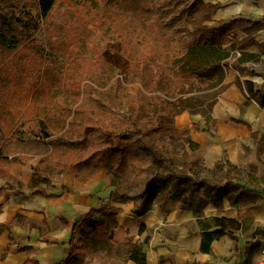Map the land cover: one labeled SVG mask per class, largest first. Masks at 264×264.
Masks as SVG:
<instances>
[{
	"label": "trees",
	"instance_id": "16d2710c",
	"mask_svg": "<svg viewBox=\"0 0 264 264\" xmlns=\"http://www.w3.org/2000/svg\"><path fill=\"white\" fill-rule=\"evenodd\" d=\"M103 1L108 9L119 8L131 13L136 20L110 14L112 10H101L96 16L118 20L116 27H111L105 35L109 34L107 37H113L121 43L122 56L126 60L124 79L112 66L103 64L102 59L97 57L94 71L96 75L91 79L93 85L82 86L79 80L82 78L84 81L91 76L81 72L78 75L67 73L63 96L56 89L42 93V101L31 109L34 122L28 125L27 130L15 134L19 136L18 144L28 149L22 148L10 155L4 151L5 145L0 146V180L10 186H20L10 175L9 166L12 163L25 164L30 156L39 155L43 157V162L33 170L28 188L46 197L55 196L54 193H48L55 189L53 177L58 173L57 170L71 175L77 182L86 183L106 166L111 175L125 176L129 184L136 182L142 186L141 198H146V201L153 193L164 192L165 202L183 199L182 194L186 191L192 193L196 189H219L221 184L210 185L204 178L193 177L188 173V167L169 176H162L158 172L150 177L147 174L155 162H166L160 150H169L172 144L177 143L182 151L199 150L200 147L189 136L191 130H198V122H194L191 130H178L174 125V117L179 113L186 111L192 117H202L210 123L202 131L211 135L215 133L214 121L210 115L223 88L227 69L238 72L237 87L245 93L248 100L264 109V84L256 90L251 82L240 79L244 73L257 75L244 65L249 61H258L264 55V41L258 44L248 36L228 48L222 47L223 39L241 24L261 26V21L234 18L212 27L207 22L218 7L204 4L202 0ZM57 2L58 0H37L38 13L33 17L29 13L24 14L32 25L25 21L16 24V18H8L6 27L0 26V50L6 53L17 50L29 31H37L42 24L45 26ZM174 7L178 8L179 15L172 16L171 9ZM97 8L96 4V10ZM183 19L188 20L189 24ZM45 29L47 32L46 26ZM261 29L264 30V27L261 26ZM51 35L49 33L50 39H53ZM104 37L96 38L98 54L106 40ZM251 46H256L257 54L242 52ZM234 52L238 53L235 58L232 55ZM260 76L263 77L261 74ZM55 78H60L55 72L49 76L53 81ZM193 81L200 88L218 85L219 90L209 100H197L193 97ZM117 139L126 142L124 149L113 146L112 142ZM47 166L50 167L49 175H45L43 171ZM230 168L234 169L224 156L212 171H204L219 172L222 177H226ZM169 177L173 179V183L166 190L161 183ZM42 183L45 185L44 189L40 188ZM189 183L191 188L186 190ZM235 186L264 201V196L259 191ZM115 191L119 193L118 190ZM113 199L110 194L107 199L102 200L104 208ZM92 212L90 210L78 219L85 220L86 229L76 230L78 221L75 222L68 244L72 246L77 231L81 236L78 240L80 247L70 250L65 264H84L87 258L98 264H126L129 261L146 264L143 249L148 242L147 238L140 243L133 242L130 233L126 232L124 241L117 243L113 240V233L119 226L115 215L104 214L98 219L91 217ZM17 220L18 216L2 228L15 225ZM216 221L220 224V229L204 234L202 251H208V245L214 239L230 235V229L239 227L231 220ZM143 231L142 224L138 232ZM99 242L106 247L103 255L94 254L91 250V245Z\"/></svg>",
	"mask_w": 264,
	"mask_h": 264
},
{
	"label": "crops",
	"instance_id": "0c3cea01",
	"mask_svg": "<svg viewBox=\"0 0 264 264\" xmlns=\"http://www.w3.org/2000/svg\"><path fill=\"white\" fill-rule=\"evenodd\" d=\"M228 3L212 17L214 26L241 18L261 21L264 27V0H228ZM261 26H253V31L239 27L228 33L222 47L228 48L248 36L262 43ZM242 52L257 54V48L247 47ZM244 67L257 75L244 73L240 79L259 89L264 84V55ZM237 78L238 72L234 69L225 71L223 88L210 115L214 121L213 135L202 131L210 123L200 116L192 117L184 111L174 117L178 130H191L194 122H198V130H191L189 136L200 147L202 166L206 170L212 171L224 156L234 168L227 170L219 189H196L190 194L186 191L183 199L144 205L116 199L114 186L103 175L86 183L63 176L54 181L55 189L48 193L55 196L46 197L28 188L39 159L25 164L12 163L9 173L20 186H10L0 180V264L28 261L30 264H65L70 250L80 247L81 236L77 231L72 246L68 244L72 228L79 217L90 210L98 219L104 214L115 215L119 226L113 240L117 243L124 241L127 231L134 242L147 238L143 249L146 264H264V201L235 186L257 190L264 196V109L246 98L236 85ZM232 170L240 175L233 177ZM190 187L187 184L186 190ZM40 188H45L44 183ZM110 194L114 199L104 208L102 200ZM17 216L15 225L2 228ZM220 219L234 221L239 227L230 229V235L214 239L208 251H202L204 234L219 230L216 220ZM142 224L144 231L139 233ZM75 226L76 230L86 229L85 220L80 219ZM204 243L207 244L206 239ZM84 264L98 262L87 258Z\"/></svg>",
	"mask_w": 264,
	"mask_h": 264
},
{
	"label": "rangeland",
	"instance_id": "374dc122",
	"mask_svg": "<svg viewBox=\"0 0 264 264\" xmlns=\"http://www.w3.org/2000/svg\"><path fill=\"white\" fill-rule=\"evenodd\" d=\"M154 1L157 2V0ZM210 1L202 0L201 2L218 7L210 15V21L207 22L208 25L215 27V23H211L212 17L218 11L220 12L227 7L229 3L228 0ZM96 4L98 6L97 10ZM105 4L106 2L103 0H58L52 16L46 20L45 24L53 39H50L48 31L46 32L45 26L42 24L37 31L31 30L25 35L21 42L22 44L17 50L8 53L0 50V146L5 145L4 151L6 153L11 155L19 152L22 148L28 149L26 146L23 147L18 144L20 143L18 140L19 136H15V134L22 132V130H27L28 125L34 122L35 118L31 114V109L42 101L44 97L42 93L56 89L60 91V96H63L67 73L78 75V72H81L83 75L91 76L84 81L79 76L78 78L82 82V86L84 84L93 85L91 79L96 75L94 71L96 58L98 57L102 59L103 64L112 66L120 77L124 79L123 73L126 68V60L122 56L121 43L112 36V38L107 37L109 34L105 35L111 30V27H116V21L118 22V20L116 18L106 20L96 17L101 10L111 12L112 9H108ZM178 11L177 7L171 9L172 16L179 15ZM25 13L31 14L32 17L38 13L37 0H0V26H5L11 16L17 19L16 24L25 21L32 25L28 21V17L24 15ZM110 14L121 15L136 21L131 13L122 11L119 8L112 10ZM200 14L203 13L200 11ZM184 22L189 24L188 20H184ZM240 28L253 31L254 27L249 23H245L241 24ZM102 36H106L104 37L106 40L103 42L98 54L96 53L99 48L96 46V38H101ZM96 54L98 55L96 56ZM233 54L237 56L235 52ZM91 62L95 64H91ZM47 67L48 69L46 70ZM54 72L60 78H55L53 81L49 79V76H52ZM193 83L195 84L192 90L193 97L197 100H209L219 90L218 85H214V87L209 85L210 88H207L208 86L200 88L196 81H193ZM112 144L118 149L126 147V142L121 139L114 140ZM160 153H162L166 162H155L152 164L147 174L148 177L156 172L162 176H169L171 173H178L181 169H187L188 167L189 174L197 179L204 178L210 185L222 182L221 173L204 171L202 151L200 149L197 151L188 149L182 151L178 148V144L175 143L172 144L169 150L163 149L160 150ZM35 158L39 159L36 166L38 167L43 162V157L34 155L30 156L29 160ZM108 169V166L101 168L92 179L103 175L114 186V189L116 188L115 190L119 191L118 193L114 190L116 199L134 203L142 202L144 205L164 204L167 201L164 202L166 198L164 192L151 194L147 201L146 198L142 199V186L136 182L129 184L125 176L111 175ZM43 171L45 175H49L50 167L47 166ZM57 171L58 173L53 177L55 180L61 179L63 176L73 178L62 170ZM232 174L233 177L240 175L234 170H232ZM172 183L173 179L169 177L167 181L161 184L167 190ZM187 194L190 193L187 192ZM91 217L96 218L95 215H91ZM91 250L94 254L103 255L106 247L100 242L93 243Z\"/></svg>",
	"mask_w": 264,
	"mask_h": 264
},
{
	"label": "built area",
	"instance_id": "2783aa9c",
	"mask_svg": "<svg viewBox=\"0 0 264 264\" xmlns=\"http://www.w3.org/2000/svg\"><path fill=\"white\" fill-rule=\"evenodd\" d=\"M235 54H237L238 55V53L236 52Z\"/></svg>",
	"mask_w": 264,
	"mask_h": 264
},
{
	"label": "bare ground",
	"instance_id": "6f19581e",
	"mask_svg": "<svg viewBox=\"0 0 264 264\" xmlns=\"http://www.w3.org/2000/svg\"><path fill=\"white\" fill-rule=\"evenodd\" d=\"M228 10V9H227Z\"/></svg>",
	"mask_w": 264,
	"mask_h": 264
}]
</instances>
